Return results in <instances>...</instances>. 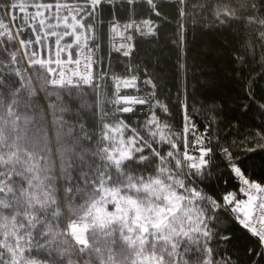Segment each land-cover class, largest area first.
<instances>
[{
  "label": "snow or ice",
  "instance_id": "obj_1",
  "mask_svg": "<svg viewBox=\"0 0 264 264\" xmlns=\"http://www.w3.org/2000/svg\"><path fill=\"white\" fill-rule=\"evenodd\" d=\"M167 7L176 21L177 69L185 72L182 21L190 4L171 0ZM200 7L221 27L246 24L244 55L235 62L255 58L258 46L264 66V0H204ZM164 8L158 0H119V6L118 0H0V264H240L213 246L217 238L231 239L217 236L224 214L264 248V181L248 175L245 160L264 151V125L229 141L211 124L201 130L180 94L175 109L161 101L155 77L148 75L143 89L138 85L131 59L137 39L158 42L170 23ZM106 12L111 35L121 41L111 42L110 54L128 58L126 78L111 73L112 100L105 96L110 73L97 43ZM121 88L137 94L121 95ZM38 91L56 100L48 106L55 144L28 99ZM248 95L255 99L250 86ZM75 101L77 117H95L99 109L98 131L68 123L64 114ZM256 104L264 112V102ZM138 105L148 112L130 127L117 114L134 113ZM144 164H155L154 174H136L134 166ZM209 168L226 170L236 189L214 198L192 186L191 177H204Z\"/></svg>",
  "mask_w": 264,
  "mask_h": 264
},
{
  "label": "trees",
  "instance_id": "obj_2",
  "mask_svg": "<svg viewBox=\"0 0 264 264\" xmlns=\"http://www.w3.org/2000/svg\"><path fill=\"white\" fill-rule=\"evenodd\" d=\"M188 2L190 15L188 19L182 21L185 24L186 49L183 62L186 65V71H178L176 46L171 43V36L176 28L174 13L167 7L171 0H158V3L165 5L164 11L168 14L170 23L168 27L162 28L158 42L150 37L145 38V42L137 39L136 50L131 59L133 65L138 67V85L143 89L145 88L143 80L148 75L155 77L158 85L157 96L161 101H171L175 109V98L180 94L181 98L186 100L188 111L201 126V130L211 124L210 130L219 136L229 141L238 139L245 133L255 130L257 126L264 125V112L259 111L256 104V101L264 102V66L260 63L259 47L257 46L255 58L247 55L244 64L235 62L237 56L244 55L242 45L246 41L247 25L241 21L221 27L212 22L207 12L201 11L200 5L204 3V0H188ZM108 16L109 13L106 12L103 25L99 29L98 55L103 60V68L110 73L106 77L108 87L104 89V92L106 99L112 100L115 99V83L111 73L126 78L124 61L128 58L113 51L110 54ZM125 22L126 20L120 21V23ZM101 83L104 82L101 81ZM249 86L255 99L248 95ZM123 93H136V90L125 89ZM28 99L34 106V114L37 118L43 119L38 126L48 134L52 144H55L56 126L52 124V109L48 107L56 103L55 97L49 98L44 92L38 91L37 96ZM89 102L94 103V100L90 98ZM243 105H247V108H243ZM68 106L71 108V113H65L64 116L70 125L78 130L79 124L83 122L89 131H98L97 122L100 116L98 108L95 117L91 113H81L77 117L80 102L75 101ZM108 107L114 111L113 106L108 105ZM141 109H137L134 113L117 115L131 127L145 118L148 109L143 108V111ZM155 111L162 121L169 119L159 109ZM29 114H33L32 109H29ZM173 130L177 129L174 127ZM188 138L191 140V136ZM178 149L182 155L184 151L182 141L178 144ZM160 150L166 153L169 149L164 146ZM250 155L251 160L245 157L248 175L258 182L264 181V151ZM134 168L136 174L147 177L154 174L155 164H144ZM191 180L192 186L214 198H218L226 191L235 190L238 183L228 175L226 170L217 168H209L204 177H191ZM63 187L64 184L61 181V191ZM223 220L224 223L216 225L217 236L229 234L231 239L227 243L220 241L219 238L214 240L213 246L217 247V253L238 259L240 264H251L254 258L257 259V264H264V258L255 257L256 251L264 253V249L259 248L257 242L239 225L231 221L227 214H224ZM249 249H252L251 254Z\"/></svg>",
  "mask_w": 264,
  "mask_h": 264
},
{
  "label": "built area",
  "instance_id": "obj_3",
  "mask_svg": "<svg viewBox=\"0 0 264 264\" xmlns=\"http://www.w3.org/2000/svg\"><path fill=\"white\" fill-rule=\"evenodd\" d=\"M16 14H17V16L20 15L19 12H17ZM6 22H7V21H6ZM17 22H18V21H17ZM53 23H54V21H53ZM109 32H110V29H109ZM26 35H27V34H26ZM137 35H138V34H137ZM33 38H34V34H33ZM113 40H115V42H117V43L121 42L119 37H113V36L111 35V33H110V48H111V42H112ZM97 43H98V40H97ZM113 52H115V51L113 50ZM115 53H116V52H115ZM97 67H98V66H94V71L97 70ZM124 90H125V89L121 88V90H120V94H121V95L126 94V93H123ZM131 94H137V93H131ZM140 94H143V93H140ZM139 108H147V107H146V106H139V105L136 106V110L139 109ZM136 110H135V111H136ZM190 154H193V153L190 152ZM241 198H244V197L241 196ZM263 249H264V248H263Z\"/></svg>",
  "mask_w": 264,
  "mask_h": 264
},
{
  "label": "rangeland",
  "instance_id": "obj_4",
  "mask_svg": "<svg viewBox=\"0 0 264 264\" xmlns=\"http://www.w3.org/2000/svg\"><path fill=\"white\" fill-rule=\"evenodd\" d=\"M54 39L55 38H52L51 41H50V43H53L54 44ZM109 210H111V206H109Z\"/></svg>",
  "mask_w": 264,
  "mask_h": 264
}]
</instances>
